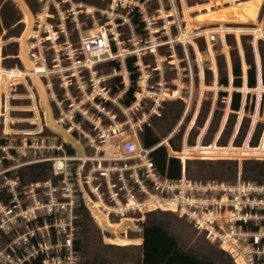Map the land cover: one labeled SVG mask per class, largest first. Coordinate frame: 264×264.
<instances>
[{"label":"built area","instance_id":"1","mask_svg":"<svg viewBox=\"0 0 264 264\" xmlns=\"http://www.w3.org/2000/svg\"><path fill=\"white\" fill-rule=\"evenodd\" d=\"M139 14L140 21H144ZM68 29L72 34L63 27L47 30L45 36L17 42L16 55L6 56L18 61L12 66L3 65L2 60L6 57L0 59V264H82L81 208L86 209L100 228L103 240L106 237L104 231L116 238L115 232L101 225L88 201L96 206L108 224L121 225L124 235L127 231L141 232L145 214L157 210L170 212L189 224L196 235L228 254L235 264L238 259L243 264H264V183L242 180L240 172L232 183L215 178H189L185 173L187 157L181 152L169 154L181 164L180 176L169 178L157 170L150 156L160 145L145 148L135 127L115 132L109 126L107 132L111 135L100 133L104 138L101 146L94 145L91 138L89 144L94 149L93 155L85 152L66 154L63 143L56 144L43 135L44 127L48 126L41 116L42 100L39 97L44 93L60 109V116L52 119L53 123L60 126L68 123L67 132L71 126L78 128L70 114L62 112V98L56 97L54 85L69 99L71 88L84 93L88 81L102 91L105 83L118 75L122 80L118 81L119 86L114 85L115 90L123 86L126 94L134 83L133 102L123 103L128 109L132 105L139 107L145 100L160 106L176 93L159 92L158 95L150 89L153 73L160 74L161 66L156 64L147 70L143 57L157 55L160 45L155 41H145L140 48L135 46L134 33H130L129 46H126L116 29L108 32L100 26L95 33H84L76 25ZM143 29L148 30L145 25ZM243 30H202L189 38L203 37L211 45L218 37L224 44L225 34H244ZM248 33L254 39L264 40L263 28L257 33L252 30ZM187 39L181 34L166 44L173 50ZM128 59L134 69V81L126 66ZM111 62L118 64V68L109 65L111 71L104 73L102 66ZM117 70L120 71L117 73ZM157 80L156 85L161 86L162 77ZM225 89L243 94L241 110H244L246 95L258 97L257 108L264 96V83L259 78L253 87H247L244 82L238 89L230 85ZM98 98L107 100L101 93ZM24 100L30 103H17ZM17 113L28 116H16ZM16 124L29 126L14 129ZM92 124L93 130L101 131L100 119ZM254 128L253 122L242 144L229 146L233 148L230 151L236 152H228L241 159L263 161L264 128L259 142L252 146L250 140ZM15 138H19L18 141ZM113 138L117 140L114 144ZM197 146L210 145L199 143ZM186 150L184 141L182 152ZM51 152L53 155L48 156ZM44 162L50 164L47 179L22 181L19 175L22 168Z\"/></svg>","mask_w":264,"mask_h":264},{"label":"rangeland","instance_id":"2","mask_svg":"<svg viewBox=\"0 0 264 264\" xmlns=\"http://www.w3.org/2000/svg\"><path fill=\"white\" fill-rule=\"evenodd\" d=\"M10 1L18 11L20 22L23 26L17 37H9L7 39H5V35H9L7 29H1L0 59L6 57L3 56L2 51L7 50V45L11 42L16 43L18 49L17 42H24L23 40L26 41L39 35L45 36L47 35V30L56 31L65 27L70 35L72 32L68 28L75 25L80 27L84 33H95L100 26L107 29L108 32H115L116 29L121 33L120 39L124 41L126 46H129L127 39L130 37V33H134L135 46L137 45L141 48L144 46L145 41L148 40H153L160 45L157 48L156 56L146 54L143 57V63L146 64L147 70H151L150 68L156 64L161 66L160 74L153 73L151 91H156L158 95L159 92H168L169 94L172 91L176 92L174 98L165 100L160 106H155L152 101L145 100L140 103L139 107L134 105L129 109L124 107V87L121 86L122 88L118 91L114 88V85L119 86L118 81L115 79L122 80V77L118 75L112 76L111 79L113 80H108L105 83V89L102 91L98 89L96 84L90 85L88 81L85 83L84 93L76 88H71L69 99L63 96L62 89L54 85L53 89L56 97L58 100L62 98L60 106L62 112L69 113L71 119H74L76 125H78V128L71 126L70 132H67L68 123L60 126L52 121V119L59 118L60 109L56 107L51 99L46 98L45 93L39 97L42 100L41 116L48 126V128L44 127L43 135L50 137L51 142L56 144L63 143V149L66 154L75 155V153L83 154L85 152L86 155H93L94 149L89 144L91 143V138L94 141V145L101 146L104 138L100 137V133L106 132V134L111 135V133L107 132L109 131V126L115 132L135 127L137 132L140 133L144 125H148L158 135L160 139L158 145L165 146L170 155H174L175 152L180 154L181 152L182 155L187 157L185 162L188 161L189 178H215L232 183L237 179V174L240 172L243 161H256L249 158L241 159V156H233L230 152L236 151H230L233 150L230 147H238L244 140L238 145L234 144L237 129L243 116L248 119L249 128L253 122L255 123V128L258 125L261 127L260 137L264 128V96L260 106L257 108L258 97L252 94L249 95V98L245 101L247 108L237 113L234 128L229 137L226 138L224 132L226 118L229 113L227 106L230 92L224 87L217 85L216 56L223 55L229 68L228 51L230 47H226L220 38L217 37L211 45L202 40L203 50H200L199 48L196 49L192 43L199 40L189 37L202 30L215 31L219 28H228V30L238 31L244 29V34H234L233 36L239 55L242 57L243 51L240 37L251 35L248 32L252 29L258 27L264 29V0H221L219 3L214 0H34L36 2L35 12L27 6L24 0ZM189 2H194V5L189 6ZM139 13H141L144 21H140ZM219 14L229 19L227 21L216 20L209 22L210 19L220 17L218 16ZM134 19L137 20L136 23H133ZM140 22L148 30L142 28L141 31L138 26ZM181 34L188 37L187 41L184 40V44L176 45L171 50L166 42ZM251 37L252 47L255 48L254 41L257 39H254L253 35ZM254 54L257 60L255 51ZM9 59L11 57H6L2 62L5 61L8 64L7 61ZM246 68L243 65L244 73ZM102 70L106 73L108 70L111 71V67L108 63H105L102 66ZM119 71L117 70V73ZM120 74H123V72H120ZM159 76L162 77L161 86L156 85ZM206 76L211 77L209 85L205 83ZM244 78L245 76L243 75V83L245 82ZM220 91L227 92L228 97L221 100L223 107H220L221 119L216 131L208 134V124L213 110L218 106L216 104L218 100L217 94ZM100 93L107 100L99 99ZM202 101L209 103V106L206 107L209 113L203 125L199 126L196 119L200 113ZM178 102L183 105L182 115L174 127L166 133L168 126L163 120H159V117L164 110L169 108L177 109L179 104L178 106L171 104ZM17 103L28 105L30 102L24 100ZM16 116L24 117L28 116V114L17 113ZM98 119L101 121L100 132L92 129L94 126L92 123H96ZM0 121L2 122V119ZM154 124L157 126H154ZM28 126V124H16L14 129ZM1 130L2 124L0 123V136ZM180 131L181 137L179 140L176 135ZM218 136L219 139L217 140ZM259 137L256 144L259 142ZM171 138L174 144L179 147L178 151L170 148L168 140ZM15 139L18 141L19 138ZM116 141V138L111 140L112 144L116 143ZM184 141L187 148L185 153L182 152ZM199 143L201 146H210H197ZM251 145L253 146V144ZM58 154L60 155L61 152ZM47 155L52 156L53 153L51 152ZM204 156L205 158H203ZM232 157H237V159ZM218 161L235 162L236 177L230 179L227 174L222 173V175L219 173L221 168L224 169L226 165L222 166L218 164ZM92 211L94 212L93 209ZM157 212H160V215L170 222L172 231L179 237L184 248L193 249L205 256H214L223 261V264H227L231 260L224 251L217 246L209 244L202 236L196 235L195 230L184 220L179 219L170 212L159 210ZM94 214L103 227L116 233V238H113L114 235L112 233L107 234L104 231L106 237L103 240L102 231L92 218L86 222L84 227L82 215L79 230L82 264H139L142 253L141 232L127 231L126 235H124L121 232L123 231L121 225H110L105 218L95 212ZM145 218L146 214L143 223ZM219 251H222L223 254L219 253ZM237 263L243 264L240 259L237 260ZM232 264L235 263L232 261Z\"/></svg>","mask_w":264,"mask_h":264},{"label":"trees","instance_id":"3","mask_svg":"<svg viewBox=\"0 0 264 264\" xmlns=\"http://www.w3.org/2000/svg\"><path fill=\"white\" fill-rule=\"evenodd\" d=\"M24 1L27 6L35 12L36 2L34 0ZM192 5H194V2H189V6ZM134 22L136 23L137 20ZM22 26L23 25L20 22V15L15 9L13 3L10 0H0V33L2 28L7 29V32L9 33V35H5V39L9 37H17L22 30ZM138 26L142 31L144 24L140 22ZM233 36L234 34L231 33L224 35V45L226 47H230L228 51L229 68L223 55L216 56L217 85L224 88L230 85L233 89H238L243 84V75L245 76L244 81L247 87H253L258 78L262 83H264V40H255V48H253L251 35L240 37V44L243 51V55L241 57ZM195 40H199L198 42L194 41L196 49L199 48L200 50H203L202 40L205 42V39L203 37H198L195 38ZM254 51L256 52L257 60L255 58ZM2 53L3 56L16 55V43H9L7 45V50H3ZM7 62L8 64L3 61V65L12 66L18 61L11 58ZM109 65L118 68V64L114 62L109 63ZM243 65L247 67L245 73L243 72ZM126 66L131 72V80L134 81L135 75L132 73L134 69L131 65L130 59H128ZM115 80L119 81L118 78ZM210 82L211 77L206 76V85H209ZM133 91L134 83L131 84L128 92L125 94V100L123 102L125 105H129L133 102ZM217 97L218 100L216 104L218 106L211 114V119L208 124V134H212L217 129L218 123L221 119L220 107H223L221 100L228 97V93L220 91L218 92ZM248 98L249 95H246L245 99ZM243 99V94L237 90H233L229 93L227 106L229 113L226 118L224 132L226 138L229 137L232 129L234 128L236 115L242 108ZM171 105H176L178 107L177 109L169 108L164 110L159 117V120H163L168 126L166 133H168L180 119L183 110L181 102L173 103ZM207 106H209V103L207 101H202L199 111L200 113L196 119L197 125L199 126L203 125L208 116L209 110L206 108ZM246 108L247 107L245 105L244 110ZM154 126L157 125L154 124ZM248 128V119L244 116L241 117L234 141L235 145H238L246 137ZM260 129L261 127L259 125L254 129L250 144H256ZM139 136L145 148H152L160 141L154 129L148 125H144L142 132L139 133ZM176 137L180 140L181 131L177 133ZM168 144L172 150L178 151L179 147L174 144L172 138L168 140ZM150 156L160 173L165 174L167 177L172 179L180 176V161L177 158L170 156L165 146L160 145L156 147L151 152ZM218 164H221L222 166L226 165L224 169L221 168L219 173L227 174V177L230 179H234L236 177L237 170L235 162L218 161ZM185 173L188 176V161H186L185 164ZM49 174L50 164L47 162L26 166L19 171L20 178L23 182L45 180L49 177ZM240 177L242 180H252L257 183H264V161H243L240 168ZM81 214L83 215V224L85 227L86 222L91 217L84 208H81ZM160 214L161 213L157 211L147 213L145 221L141 226V264H223V261L214 256H205L193 249L184 248L179 237L172 231L170 222L165 220ZM219 253L223 254L222 251H219ZM227 264H232V261L229 260Z\"/></svg>","mask_w":264,"mask_h":264},{"label":"crops","instance_id":"4","mask_svg":"<svg viewBox=\"0 0 264 264\" xmlns=\"http://www.w3.org/2000/svg\"><path fill=\"white\" fill-rule=\"evenodd\" d=\"M214 1H216L217 3H219L221 0H214ZM218 16H220V17H217V15H216L217 18L210 19L209 22H213V21H216V20H218V21H227V19H229L228 17H223V15H220V14H219ZM259 30H260L259 27L256 28V29H252V31H253V32H256V33H257V31H259ZM141 258H142V255H141V257H140L139 264H141Z\"/></svg>","mask_w":264,"mask_h":264},{"label":"bare ground","instance_id":"5","mask_svg":"<svg viewBox=\"0 0 264 264\" xmlns=\"http://www.w3.org/2000/svg\"><path fill=\"white\" fill-rule=\"evenodd\" d=\"M88 205H89V207L90 208H92L93 210H94V212L97 214V215H100L99 213H98V211L96 210V206L93 204V203H91L90 201H88ZM101 216V215H100ZM103 217V216H102ZM104 218V217H103Z\"/></svg>","mask_w":264,"mask_h":264}]
</instances>
